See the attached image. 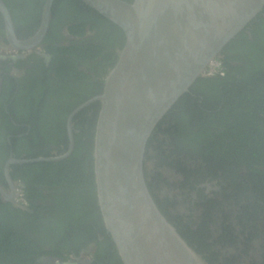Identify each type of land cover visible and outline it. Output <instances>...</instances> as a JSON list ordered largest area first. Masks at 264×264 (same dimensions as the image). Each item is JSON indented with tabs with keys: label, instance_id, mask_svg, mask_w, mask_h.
<instances>
[{
	"label": "trees",
	"instance_id": "obj_1",
	"mask_svg": "<svg viewBox=\"0 0 264 264\" xmlns=\"http://www.w3.org/2000/svg\"><path fill=\"white\" fill-rule=\"evenodd\" d=\"M63 5H68L65 16ZM12 13L20 36L25 34L26 26L32 29L38 24L37 21L19 19L20 12L12 10ZM64 27H68L67 32L72 36H85L87 27L96 30V34L80 41L72 40L71 46H65L60 44L65 38L59 32ZM0 31L4 33L1 14ZM243 35L241 32L237 37ZM46 41L58 45L50 49L53 61L50 70L45 71V77L32 85L27 100L24 97V101L19 100L20 91L15 100L6 98L0 102L1 161L6 160L11 150L18 158L30 159L53 156L50 147L61 142L67 148L66 116L76 106L103 92L104 76L115 66L118 60L116 50L123 48L126 36L119 26L81 0H56ZM220 56L226 76L198 78L190 92L184 94L165 117L171 122V131L165 137L171 141L173 155L182 157L187 154L191 156L190 160L195 158L192 164L197 170H183L180 163L176 164L179 169L171 166L184 172L188 182L192 177L198 184L217 179L219 172H223L231 181L229 186L238 190V198L249 201L247 206L241 201L235 205L241 210L235 218L243 224L240 225V235L246 237L250 244L259 238L264 242V75L246 74L238 78V72L234 74L235 67L229 59ZM82 65L99 68L102 78L97 73L99 80L90 82L92 77L80 69ZM51 70L55 72L57 81H63V86L50 83L53 80ZM67 91L71 94L70 102L64 95ZM192 92L198 96L195 100L190 94ZM5 106H9L16 123L32 126L29 135L11 137V144L7 141V134L15 136L23 129L11 122V117L4 111ZM100 108V102H95L75 117L80 132L75 135V149L69 158L59 162L12 166V178L24 184L25 201L34 213L4 203L0 198V264H35L34 260L45 254L78 253L80 248L97 240L98 233H105L93 157ZM50 120L54 122V129L49 128ZM59 122L63 123L62 128L57 127ZM165 146L169 144L164 140L159 143L158 159L162 160L161 163L167 162ZM64 151L59 150V155ZM1 161L0 164L3 163ZM0 182L6 183L1 167ZM204 189L199 194L203 213L194 222H183L186 217L180 214L171 216L167 204L160 201L157 204L167 219L175 222L189 245L204 255L210 264H217L214 262L217 254L211 231L215 213L221 212L219 219L223 234L219 242L227 244L236 241L232 223L235 215L232 211L236 209L227 210V207L234 206L231 198L223 201L207 199ZM250 199H254L255 204ZM98 244L101 249L94 264H123L110 238ZM46 246L53 250L46 251ZM260 246L264 252V244ZM228 262L233 261L229 259Z\"/></svg>",
	"mask_w": 264,
	"mask_h": 264
},
{
	"label": "water",
	"instance_id": "obj_2",
	"mask_svg": "<svg viewBox=\"0 0 264 264\" xmlns=\"http://www.w3.org/2000/svg\"><path fill=\"white\" fill-rule=\"evenodd\" d=\"M119 26L126 36L103 92L69 116V149L57 156L16 159L5 165L59 162L74 152V116L95 102L101 108L93 157L105 230L123 264H210L160 210L148 186L146 151L176 102L203 76L208 63L264 10V0H81ZM55 0H47L41 27L20 40L11 11L0 0L10 45L28 49L45 38ZM12 185V184H11ZM6 200H13L0 185ZM56 264H83L55 262Z\"/></svg>",
	"mask_w": 264,
	"mask_h": 264
},
{
	"label": "flooded vegetation",
	"instance_id": "obj_3",
	"mask_svg": "<svg viewBox=\"0 0 264 264\" xmlns=\"http://www.w3.org/2000/svg\"><path fill=\"white\" fill-rule=\"evenodd\" d=\"M2 1L11 11L14 22V29L17 37L20 40L31 39L41 27L43 10L47 0H2ZM67 7L68 5L62 6V13L64 16L67 14ZM53 8L54 5L52 7V13H53ZM12 10L20 12V16L18 17L19 19L21 18L25 22L37 21L38 24L32 29L27 28L26 26L24 30L25 34L23 36H20L16 30V24L14 21ZM40 10L41 13H39ZM51 21H52V16H51ZM66 26H70V25L67 24ZM67 28L68 27H64L59 31L60 34L63 35L65 38L64 41H62L60 44L65 46L66 45L71 46L70 43L72 42V40L80 41L86 37H91L93 35L95 36L96 34L95 32L96 30L94 31L91 30L89 27H87L85 36L83 37L72 36L68 34ZM49 31H50V26L46 36L48 35ZM241 32L244 35L240 38H238L237 35L224 47V49L220 54L223 56V58L229 59L230 63L235 67L234 74L238 72V78H242V76L245 77L246 74L254 75L257 73L258 75H262V74L264 75V10L260 12ZM46 36L43 39V41L37 44L36 46L30 47L28 49L14 48L10 45L7 39V35L5 31V22H4V33L0 31V102H2L3 99L6 98L15 100L17 94L20 91L22 92V95L19 96V100L24 101L25 98L27 100L28 97L27 94L29 93V90L32 87V85L35 84V82L42 80L45 77L46 74L45 71L50 70L53 61V55L50 53V49L53 45H58V43L53 44V41L52 42L46 41ZM117 51L119 53L118 49L116 50V52ZM219 57L221 58V56ZM80 69L85 71L87 74L91 75L92 80H90V82H96L97 80H99V78L96 77V74L100 73L99 68L97 67L89 68L86 65H82ZM50 75L53 79L50 83L53 86H57L58 83H60L61 86H63L64 84L63 81L59 82L55 78L54 71L51 70ZM225 76L226 73L222 77ZM101 78L102 76L100 73V79ZM202 78H209V77L202 76ZM104 80H105V76H104ZM258 85L259 84H256L255 86ZM224 86L225 85L221 87ZM190 94H192L191 96L194 100L198 97L193 92ZM64 95H66V97L68 98L67 102H70L71 94H68L67 91L64 93ZM24 105L25 103H23V107ZM78 106H76L75 108H77ZM8 107L9 106H5L4 111L6 110L5 111L6 114L11 117V112L9 111ZM73 110L66 116L65 129H66V136L68 138V146L66 148L64 142H61L58 146L57 145L51 146L50 149H51V154L53 156L59 155V150H65L64 152H62V154H64L69 149L70 144H69V134H68L67 126H68L69 116L73 112ZM79 113H77L73 118L74 139H75V135L80 132V130L77 128L75 124V117ZM11 122L17 125L18 128L23 129V132L16 134L15 136L7 134V141L9 144H11V137L23 138L29 135L30 132L32 131V126L28 123H24L22 121L23 123L18 124L12 117H11ZM49 122H50L49 128L54 129L53 120H50ZM57 127L62 128L63 123L59 122L57 124ZM159 128L160 129H157L153 133V135L150 138V140L152 141H149L147 145L146 161H145L146 176L148 180V186L156 202L158 203L160 201L167 204L168 209L170 210L169 214L171 216H178V214H180L181 216L186 217L185 218L186 221L183 219V222H187L188 220L189 221L192 220V222L196 221L195 219H198V217L201 216L203 213L202 207L200 206L201 199L199 198L200 190L203 188H205L204 192L205 195L207 196V199H212V200L217 199L219 201H223L231 198L232 201L234 202L233 208H235V205H237V201H241L242 204L246 203V206L248 205L249 202L248 199L243 198L240 200L238 198V193H239L238 190H236L232 186H229L231 181L227 179L228 177H226L223 174V172H219L217 179H213L212 181H206L205 183L202 184L196 183L195 178L192 177L188 182L187 181L188 176L184 172L179 171L174 167L178 168L176 164L180 163L184 166L183 170L186 169L189 172L196 171L197 168L195 167V165H193L196 159L194 158L193 160H190L191 156L187 154H184L182 157L173 155L171 151L172 150L171 141L168 136L165 137V134H168V132L170 133L171 131L170 130L171 122L169 120L165 119V121ZM57 131L59 130H56V132ZM163 140L165 141L166 144H169L168 147L165 146L166 149L165 158L167 160V162L165 163H161L162 160L160 158L158 159V155L160 154V152H158L159 143ZM11 156H13L16 159H26V158L16 157L14 155V152L11 150L6 160L3 161L0 160L1 162H3L2 164H0V167L4 171V177L6 182V183L0 182V185L5 189L7 194L14 196L12 201L10 200L8 201L4 198L3 194L0 193V198L4 203H11L16 208L27 210V212L32 214L34 212L28 208L29 206H24L16 200V197L18 195V190L20 188L23 190L24 184L21 182V180H15L14 178H12L11 174H12V166H20V165H12L10 168L12 183H9V181L5 176V165ZM0 158H1V154H0ZM200 163L201 161L199 162V164ZM171 164L174 167H172ZM196 180L198 179L196 178ZM214 193L216 195H214ZM250 201L254 203V199H250ZM158 206L160 207L159 204ZM229 209L230 207H227V210ZM238 210L241 211L240 209H237L236 211H232L235 213L232 223L235 227V232L233 234H235L234 237L236 241H231V243H227V244L226 243L221 244L219 242L221 235L223 234L222 223L221 220L219 219L221 212L215 213L216 219L214 224H212V228H211L212 236H213L212 242L214 243V250L216 251L215 253L217 254V259L214 262L217 264H233L234 262H236L237 264H254V263L264 264V258H263L264 252L263 251L261 252V249L263 248H261L260 246L264 244L263 240H261L263 238H259V240L257 239L250 244L246 240V237L240 235V232L242 231L240 225L243 224L240 222V219L238 220L235 219L236 216H238L236 215ZM232 212H229L228 214H231ZM168 220L170 221V219ZM245 222H246V218L243 223ZM172 223L176 226L175 222ZM189 224L191 225V223ZM248 230L249 231L251 230L250 224ZM105 238H110V242L111 243L113 242L112 237L107 233V231H105L104 234L98 233L97 240H93L87 246L80 248L78 253L75 252L68 253V251H64L60 256L45 254L35 259L34 262L35 264H56L55 262H64V263L80 262L83 264H94L99 249H101L98 242L103 243L105 241ZM45 250L50 252L53 250V248L46 246ZM219 250L221 252H219ZM226 252H228L229 256H226L228 255L226 254ZM209 255L210 254H207L206 256L209 257ZM229 259H231L233 262H228Z\"/></svg>",
	"mask_w": 264,
	"mask_h": 264
},
{
	"label": "built area",
	"instance_id": "obj_4",
	"mask_svg": "<svg viewBox=\"0 0 264 264\" xmlns=\"http://www.w3.org/2000/svg\"><path fill=\"white\" fill-rule=\"evenodd\" d=\"M224 74L225 68L220 57L211 60L203 72L204 77L224 76ZM17 200L24 205L26 204L21 191L18 193Z\"/></svg>",
	"mask_w": 264,
	"mask_h": 264
},
{
	"label": "clouds",
	"instance_id": "obj_5",
	"mask_svg": "<svg viewBox=\"0 0 264 264\" xmlns=\"http://www.w3.org/2000/svg\"><path fill=\"white\" fill-rule=\"evenodd\" d=\"M19 191H21V193H22V195H23V197H24V194H23V190L20 188L19 190H18V193H19ZM17 198H18V195H17V197H16V200H17ZM25 199V198H24ZM18 201V200H17ZM19 202V201H18ZM22 204V203H21ZM22 205H24V204H22ZM24 206H28L27 205V202H26V204L24 205Z\"/></svg>",
	"mask_w": 264,
	"mask_h": 264
},
{
	"label": "rangeland",
	"instance_id": "obj_6",
	"mask_svg": "<svg viewBox=\"0 0 264 264\" xmlns=\"http://www.w3.org/2000/svg\"><path fill=\"white\" fill-rule=\"evenodd\" d=\"M234 209H236V208H233V206H230V210H234ZM236 210H237V209H236ZM219 252H221V251L219 250ZM226 254H228V252H226ZM226 256H229V254L226 255Z\"/></svg>",
	"mask_w": 264,
	"mask_h": 264
}]
</instances>
